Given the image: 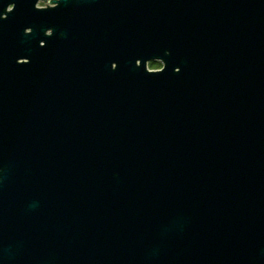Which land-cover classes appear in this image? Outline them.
I'll return each mask as SVG.
<instances>
[{
  "label": "water",
  "instance_id": "water-1",
  "mask_svg": "<svg viewBox=\"0 0 264 264\" xmlns=\"http://www.w3.org/2000/svg\"><path fill=\"white\" fill-rule=\"evenodd\" d=\"M38 1L0 0V264H264V0Z\"/></svg>",
  "mask_w": 264,
  "mask_h": 264
},
{
  "label": "rangeland",
  "instance_id": "rangeland-1",
  "mask_svg": "<svg viewBox=\"0 0 264 264\" xmlns=\"http://www.w3.org/2000/svg\"><path fill=\"white\" fill-rule=\"evenodd\" d=\"M50 3L49 0H39L37 5L38 6H44L46 4ZM162 66V62L160 61H150L147 63V68L150 70H157L160 69Z\"/></svg>",
  "mask_w": 264,
  "mask_h": 264
}]
</instances>
